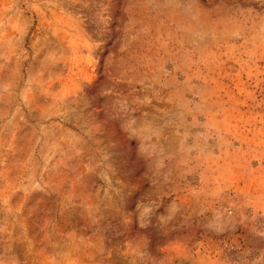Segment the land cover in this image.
<instances>
[{
  "label": "rangeland",
  "instance_id": "rangeland-1",
  "mask_svg": "<svg viewBox=\"0 0 264 264\" xmlns=\"http://www.w3.org/2000/svg\"><path fill=\"white\" fill-rule=\"evenodd\" d=\"M0 264H264V0H0Z\"/></svg>",
  "mask_w": 264,
  "mask_h": 264
}]
</instances>
